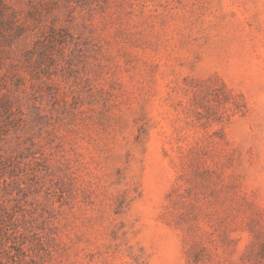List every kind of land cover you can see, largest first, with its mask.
<instances>
[{
  "label": "rangeland",
  "instance_id": "obj_1",
  "mask_svg": "<svg viewBox=\"0 0 264 264\" xmlns=\"http://www.w3.org/2000/svg\"><path fill=\"white\" fill-rule=\"evenodd\" d=\"M0 264H264V0H0Z\"/></svg>",
  "mask_w": 264,
  "mask_h": 264
}]
</instances>
